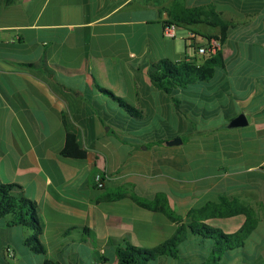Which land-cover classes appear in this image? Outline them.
Here are the masks:
<instances>
[{"label":"crops","instance_id":"crops-1","mask_svg":"<svg viewBox=\"0 0 264 264\" xmlns=\"http://www.w3.org/2000/svg\"><path fill=\"white\" fill-rule=\"evenodd\" d=\"M187 9L201 10L204 20L177 25L187 29L181 38H187L192 48L205 44H198L200 37L222 35V28L211 22L228 26L222 52L225 68L218 74L226 81L228 97L237 98L252 120L246 128L218 125L210 137L198 136L193 128L176 133L182 140L191 133L189 141L195 139L199 146L184 154L183 172H195L196 164L206 160L201 148L210 140L220 139L236 149L227 154L235 161L230 166L237 168L235 172L223 167L224 175L196 178L186 187L157 165V148L168 146V140L134 143L117 137L127 123H111L106 117L101 94L108 95L100 88L134 103L140 111L136 118L144 119L156 109L171 112V98L155 89L150 72L165 60L204 63L191 59L189 50L180 52L177 33L175 39L163 34L165 25L176 23ZM191 33L196 39L190 38ZM185 109H176L183 127ZM68 133L75 134L88 151L87 160L62 156ZM251 143H264V0H17L0 11V181L23 188L19 196L35 206L43 227L39 240L45 248V253H36L26 244L32 230L1 220L0 264H118L117 251L125 244L152 249L179 227L164 213L139 206L137 199L166 205L187 224L191 212H203L222 198L238 200L258 218L244 248L225 255L234 264H264V243L248 245L255 233L264 234L261 206L251 204L264 206V159L260 165L238 170V160L245 158L240 147ZM219 148L225 149L223 144ZM101 174L106 176L103 189L96 180ZM254 177L262 183L248 187ZM159 181L193 195L173 199L155 188ZM119 189L125 197L107 199L108 192ZM201 214L204 224L225 234L238 232L247 220L245 215ZM140 227L144 234L138 241L132 235ZM212 247L211 240L191 235L179 246L178 255L199 264L212 256ZM164 258L173 257L161 258V264Z\"/></svg>","mask_w":264,"mask_h":264},{"label":"trees","instance_id":"trees-1","mask_svg":"<svg viewBox=\"0 0 264 264\" xmlns=\"http://www.w3.org/2000/svg\"><path fill=\"white\" fill-rule=\"evenodd\" d=\"M17 0H3L0 5V11L8 8L16 3ZM203 14L201 10L187 9L183 15L178 18L176 24L185 23L193 26L204 23ZM174 23V22H173ZM210 25L222 28L221 36H214L211 38L219 39L224 45L226 40V31L228 26L222 21H213ZM225 62L222 52L213 58H205L202 65H198L194 61H180L173 62L170 60L162 61L153 66L150 72V80L155 89L161 91L163 94L169 96L173 101L176 109H183L186 101L177 97V94L182 91H188L194 87L208 85L218 74L219 71L224 70ZM100 90L111 97L121 109L128 113H136L140 115V111L133 105L119 99L112 92L100 88ZM192 110L194 106H189ZM137 117V116H136ZM233 117L230 120H232ZM225 124H222L224 126ZM180 135L178 134L177 137ZM161 143L165 140L161 139ZM62 156L66 159L85 161L88 159V151L81 148L77 142V137L73 133H68L66 138V146L62 152ZM102 188L104 187L106 176L100 175ZM98 187V186H97ZM23 188L15 184H6L0 181V221L9 219L10 226H22L34 232V235L26 241V244L31 246L33 250L38 253H45V248L39 240V236L43 233L37 215L36 208L33 204L20 198L19 194ZM125 197L122 189L110 191L107 194V199L117 200ZM139 206L164 213L170 220L179 225L176 233L166 242L152 248L142 249L130 243L125 244L117 251L118 264H151L157 262L163 257L178 258L179 246L189 240L191 235L201 237L205 240H211L213 247L211 255L214 262L218 263L220 258L216 257L220 254H230L236 250L244 248L246 241L255 231L258 226V218L251 208L245 207L236 199L222 198L218 205H209L205 211L191 212L189 217L191 222L183 224V218L175 214L172 209L166 205L160 206L158 202H146L137 199ZM208 212L206 218H230L237 215H245L247 220L243 227L234 234H225L223 231L212 228L204 224L199 218L201 213ZM198 217H194V215ZM203 218V217H202ZM205 250V249H203ZM45 264H60L52 261H46Z\"/></svg>","mask_w":264,"mask_h":264},{"label":"rangeland","instance_id":"rangeland-1","mask_svg":"<svg viewBox=\"0 0 264 264\" xmlns=\"http://www.w3.org/2000/svg\"><path fill=\"white\" fill-rule=\"evenodd\" d=\"M195 30L198 32L201 31L202 33L204 29L198 28ZM185 32H187V29L185 27L180 26L177 29L176 42L179 44L180 52L186 53V51L189 50L190 56L192 57L191 59H197L198 62H202L204 60V56L198 54L197 48H192V46L188 45V41L186 40L187 38H181V35H183ZM205 42V38L203 39L200 37L198 39V44L200 45L204 44ZM225 83V79H223L221 73H219L208 85L202 86L200 88L194 87L193 89H190L188 91H182L177 95L179 99L186 101L184 104V108H186L185 110H187L185 115L186 117H183V121L186 124L185 127H183V122L176 112V107L173 101H171L170 103L171 112L166 113V111H169V109H156L154 110L155 112H150L144 119L136 118L137 114L134 112L128 113L124 109L121 110L117 103L103 94H101V98L104 99L106 103H104V105H102V103L100 104L102 105L101 107H104V109L106 110V117L109 118L111 123H119L120 121H124L127 123L125 124L126 128L123 131L124 133L118 132L117 137L127 139L130 142L140 143L141 139H145L147 141L153 140L155 142H158L161 139L170 141L177 138L176 133L179 130L186 129L185 131L188 132L190 128L194 129L195 134L201 133V137H210L213 136V132L216 131L218 125H228L230 122L229 119L236 115L238 116L246 111L243 109L242 103H240L237 98L228 97V94L226 93V87L224 86L226 85ZM102 89L107 90V88ZM130 104L135 105L134 103ZM157 105L159 106L160 103ZM189 106H194V108L191 110ZM246 114L251 121L252 115L249 112H247ZM107 129L108 127L106 128V130ZM187 132L186 134H184V142L182 145L173 147L162 146L161 148H157L158 154L160 155L159 163L157 165L159 166L162 173L176 181H184L187 187L188 183L195 180L196 178H206L215 174L224 175V172L221 171V168L223 167H228L227 170H229V173L235 172L237 168H230L231 164H233V162L235 161H230L227 154L230 150L234 151L236 149L227 148V146L220 139H213L203 144L201 150L203 153H205L206 160L202 163L196 164L197 167H199L196 168L195 172H183L181 167L184 164V154L189 149H196L199 147L197 146L195 139L194 141H189V139H192L193 136L190 138L189 134L191 133ZM197 135L200 136L199 134ZM197 135L195 137H197ZM114 139V141L116 142L117 138L115 136ZM136 139L138 140L135 141ZM222 144L223 148L225 149L219 148V146H221ZM240 149L243 151V156L245 158L238 160L239 171L247 169L249 168V166L260 165L263 162L264 158L262 157V154H264V143H251L250 145H244L243 147H240ZM241 178H244L245 180L247 177L243 176ZM233 182H230L229 184L233 185ZM246 182L247 180H245V183ZM261 183L262 182L260 180V177H254L248 187H254L260 185ZM6 184L10 183L6 182ZM154 184L156 189L161 192L168 193L173 199L177 198V196L188 197L190 195H193L190 192L182 193L177 189L176 186L169 183L168 185H162L159 181L155 182ZM244 187H246L247 189V186ZM251 204H256L257 207L261 206V213H259V215L260 219H264L263 204H259L255 201H251ZM157 217L159 216L157 215ZM155 225L158 227L162 225L161 216L157 219V221H155ZM140 234H144V230H142V227L137 230V233H133L132 238L138 240ZM263 236V233H255L252 236V239H250L249 244L248 242L247 244L249 245V247H252L254 245L253 243H264ZM182 245L183 243L180 244V246ZM178 257L179 258L177 260L168 258V261H165L167 258H164L163 264H197L193 262L190 263L187 259L180 257V255H178ZM216 257L220 258L221 261L215 263L213 256H207L203 257L202 263L199 264H234L230 262V259H228L226 255L220 254ZM247 259L252 258L247 256ZM151 264H161V261L152 262ZM236 264L252 263L238 262Z\"/></svg>","mask_w":264,"mask_h":264},{"label":"built area","instance_id":"built-area-1","mask_svg":"<svg viewBox=\"0 0 264 264\" xmlns=\"http://www.w3.org/2000/svg\"><path fill=\"white\" fill-rule=\"evenodd\" d=\"M178 26L176 23L170 22L167 23L164 27L163 34L164 37L167 39H175L176 33H177ZM191 39H196L195 34H190ZM198 54L203 55L204 58H213L218 56L221 52H223V44L222 42L217 38H209L206 40L205 44L202 46H199ZM97 183L99 187H102L100 175L97 177Z\"/></svg>","mask_w":264,"mask_h":264},{"label":"water","instance_id":"water-1","mask_svg":"<svg viewBox=\"0 0 264 264\" xmlns=\"http://www.w3.org/2000/svg\"><path fill=\"white\" fill-rule=\"evenodd\" d=\"M248 126H249V119L246 114L242 113L229 122L228 128L238 129V128H246ZM182 144H183V140L181 138H176L167 142V145L170 147L178 146Z\"/></svg>","mask_w":264,"mask_h":264}]
</instances>
